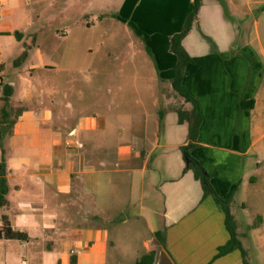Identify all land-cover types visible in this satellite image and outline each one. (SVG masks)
Segmentation results:
<instances>
[{
	"label": "crops",
	"instance_id": "1",
	"mask_svg": "<svg viewBox=\"0 0 264 264\" xmlns=\"http://www.w3.org/2000/svg\"><path fill=\"white\" fill-rule=\"evenodd\" d=\"M11 2L26 0L1 6ZM78 2L87 9L71 17L73 32L53 28L67 20L54 13L44 24L37 14L27 33L0 30L18 33L11 57L0 50L10 93L0 96L9 113L0 141L7 190L0 229L7 223L27 235L0 238V264H124L129 253L135 264L159 249L160 230L175 264H250L248 249L264 245V210L249 212L248 222L244 215L256 196V157H264V45L246 22L264 19V0H201L183 39L192 57L183 84L201 117L193 140L178 114L191 104L173 88L170 49L193 0ZM100 3L115 9L91 8ZM188 144L229 202L240 245L223 254L231 240L225 206L187 168ZM143 233L139 252L133 243Z\"/></svg>",
	"mask_w": 264,
	"mask_h": 264
},
{
	"label": "rangeland",
	"instance_id": "2",
	"mask_svg": "<svg viewBox=\"0 0 264 264\" xmlns=\"http://www.w3.org/2000/svg\"><path fill=\"white\" fill-rule=\"evenodd\" d=\"M86 1V0H83ZM98 1V0H97ZM122 0H113V4H119ZM99 4V3H98ZM11 8L12 13L10 15H6L2 13L3 9ZM91 7V6H89ZM88 7V8H89ZM102 8L104 7L105 9L109 11H113L115 9L114 6L111 4L104 5L100 3V5H95L94 7L91 8ZM263 7V6H262ZM82 9H87V7L80 5L78 0H26L23 5H17L16 2H11L9 5H6L3 7V5L0 7V30H18L20 32L27 33L31 30L34 29L37 21V14L41 15L42 24H44V19L49 13H54L57 15H66L67 20L64 19L63 22H60L62 18H59V22H56L53 25V28H62L66 29V31H72L74 29H79V26L75 23L76 21H73L72 16L77 15L78 13H81ZM94 15V14H93ZM93 15H88L89 20L91 22H97V17L98 16H93ZM250 20V21H249ZM246 24H250L252 28H249L248 30H253V32L256 33V28L260 32V38L262 41V44L264 45V19L259 17V21L257 24V27H255L253 20L249 19ZM64 29V30H65ZM90 29V28H89ZM84 30H88V28L85 26ZM30 43L32 42L31 40L29 41ZM18 44L17 37L13 33V36H1L0 35V50L2 52V56L7 60L9 57H11L14 52H16V47ZM131 51H129L130 53ZM132 54V59L135 60L136 55L135 53H130ZM128 56H131V55ZM17 56V55H15ZM98 54H96V59L95 61H98ZM20 57V55H19ZM17 57V59L19 58ZM23 58V57H22ZM21 60V59H20ZM138 61V58L136 59ZM121 62V59L118 60L117 64ZM264 78V74H263ZM3 105V100L2 98L0 99V105ZM1 105V106H2ZM0 106V107H1ZM14 114V113H13ZM0 120H1V108H0ZM263 151L262 153L264 154V137L263 140L260 143ZM252 161V160H251ZM253 163H255L253 161ZM253 163L250 164L249 169H253L255 165ZM262 165V168H258V166ZM256 196L255 193L253 195H250L249 198V204L250 207L248 208V211L244 213L245 215V220L248 222L249 220V212L254 213L256 212L257 215V210H264V157L263 155L261 157H256ZM233 208V206H232ZM147 236V233H143L140 237H137L134 241V247L136 249H139L141 251L144 250V245H143V240ZM133 247V248H134ZM134 248V250H136ZM259 249L260 253L257 256L256 250ZM255 250V251H254ZM126 261L124 264H133L134 260L132 258V254H126ZM133 260V262H132ZM248 260L250 264H264V245L260 246H254L253 248L248 249Z\"/></svg>",
	"mask_w": 264,
	"mask_h": 264
},
{
	"label": "trees",
	"instance_id": "3",
	"mask_svg": "<svg viewBox=\"0 0 264 264\" xmlns=\"http://www.w3.org/2000/svg\"><path fill=\"white\" fill-rule=\"evenodd\" d=\"M201 7V0H193V6L191 11L189 12L186 21L184 23V26L182 30L178 33H175L172 35L170 39V49L171 51L177 56V62L175 65V76L172 79V85L174 90H176L182 98L186 102H189L191 104V108L189 111H181L178 110V114L180 117V121H184V118L187 119L190 122V132H189V137L190 139H195L196 138V133H197V128L199 126L200 122V110H199V105L188 92L186 87L183 84V78H184V71L187 66V64L192 61V57L189 55L187 50L185 49L183 45V39L186 37V35L189 33V31L192 28L193 23L197 19L199 9ZM16 35L18 33H15ZM25 54L23 53L20 55L18 59H16L15 63L19 61ZM1 70V68H0ZM4 93L6 96H8L9 93V87L8 85H5L4 87ZM242 106L248 105V102L242 101ZM253 105V101L251 102V107ZM8 112L6 111L5 107L2 108L1 112V120H0V141L3 137V129L8 127L9 124L8 122ZM18 115V113H17ZM6 124V125H5ZM192 144H188L186 146H182V151L184 158L187 162V168H190L194 171L195 176L197 179H200L202 182V185L204 187L205 193H212L215 197V199L222 203L225 206V210L227 213V218H226V223L228 225V228L231 233V240L225 247H221L219 249V254H223L224 252H227L230 250L234 245H240L239 240L237 239V234L234 226V218L232 214L230 213V210L228 208V201L221 199L215 191L211 188L210 182H209V176L200 164L191 154H190V147ZM6 188H5V181L3 178H0V205H5L7 204V199L5 198V193H6ZM6 238V239H20V240H25L27 238V235L24 232H21L19 230L13 229L9 224L5 223L3 227L0 229V238ZM156 240L159 245V249L164 248L165 245V239L163 237V231H158L156 233ZM159 249L152 250L148 253L143 254L135 264H155L157 261V257L159 255Z\"/></svg>",
	"mask_w": 264,
	"mask_h": 264
},
{
	"label": "water",
	"instance_id": "4",
	"mask_svg": "<svg viewBox=\"0 0 264 264\" xmlns=\"http://www.w3.org/2000/svg\"><path fill=\"white\" fill-rule=\"evenodd\" d=\"M156 264H175L164 248L159 251Z\"/></svg>",
	"mask_w": 264,
	"mask_h": 264
},
{
	"label": "built area",
	"instance_id": "5",
	"mask_svg": "<svg viewBox=\"0 0 264 264\" xmlns=\"http://www.w3.org/2000/svg\"><path fill=\"white\" fill-rule=\"evenodd\" d=\"M1 4L2 3H1V0H0V7H1ZM4 85H5L4 77H3L2 71L0 70V96L3 93Z\"/></svg>",
	"mask_w": 264,
	"mask_h": 264
}]
</instances>
